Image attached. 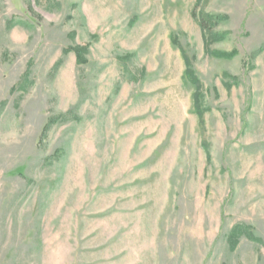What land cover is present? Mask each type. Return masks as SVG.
<instances>
[{
	"label": "rangeland",
	"instance_id": "374dc122",
	"mask_svg": "<svg viewBox=\"0 0 264 264\" xmlns=\"http://www.w3.org/2000/svg\"><path fill=\"white\" fill-rule=\"evenodd\" d=\"M0 264H264V0H0Z\"/></svg>",
	"mask_w": 264,
	"mask_h": 264
},
{
	"label": "trees",
	"instance_id": "16d2710c",
	"mask_svg": "<svg viewBox=\"0 0 264 264\" xmlns=\"http://www.w3.org/2000/svg\"><path fill=\"white\" fill-rule=\"evenodd\" d=\"M198 1H202V0H198ZM195 15V14H194ZM196 18V15H195ZM198 22L200 25V28L203 29L204 31H210V21L207 18L204 17H200L198 18ZM73 49L67 50L71 51ZM74 52L77 55V61L82 63V61H80V58L82 57V54L84 52L83 50H79V49H74ZM230 54H228L227 56H229ZM190 64L187 62V69H186V77H185V82H187L188 84L194 86L195 88V93H194V100H195V112L197 114H199L200 118H203V112H204V108H203V100H202V91H203V87L201 86L195 72H193V70L191 69V67L189 66ZM246 228L244 227H236L233 229L231 236L229 238V241L231 242L232 248L234 249V247H236V245L238 244V240L240 237L242 236H248V238H252L251 234H245Z\"/></svg>",
	"mask_w": 264,
	"mask_h": 264
}]
</instances>
